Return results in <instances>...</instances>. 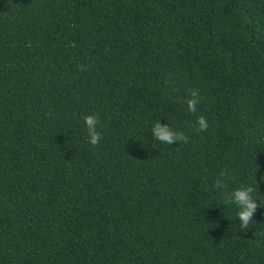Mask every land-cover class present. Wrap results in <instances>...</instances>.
I'll return each instance as SVG.
<instances>
[{"label":"trees","instance_id":"trees-1","mask_svg":"<svg viewBox=\"0 0 264 264\" xmlns=\"http://www.w3.org/2000/svg\"><path fill=\"white\" fill-rule=\"evenodd\" d=\"M0 264H264V0H0Z\"/></svg>","mask_w":264,"mask_h":264},{"label":"clouds","instance_id":"clouds-1","mask_svg":"<svg viewBox=\"0 0 264 264\" xmlns=\"http://www.w3.org/2000/svg\"><path fill=\"white\" fill-rule=\"evenodd\" d=\"M191 110V105L189 106ZM84 123L88 129L89 142L91 144H96L99 140L100 134L96 131L97 117L95 115L84 116ZM199 130H204L208 127L205 119L201 116L197 120ZM153 137L158 140L165 142L167 144L171 143L172 130L165 126H161L156 123L152 130ZM249 188H240L234 190L229 194L228 199L233 202L238 207L237 215L242 226H246L249 222V218L256 207V201H254L250 196Z\"/></svg>","mask_w":264,"mask_h":264}]
</instances>
